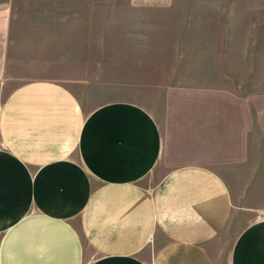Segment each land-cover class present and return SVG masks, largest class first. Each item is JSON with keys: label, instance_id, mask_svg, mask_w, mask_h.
<instances>
[{"label": "crops", "instance_id": "obj_1", "mask_svg": "<svg viewBox=\"0 0 264 264\" xmlns=\"http://www.w3.org/2000/svg\"><path fill=\"white\" fill-rule=\"evenodd\" d=\"M15 1L0 0L5 46ZM66 80L34 75L0 96V264H264L248 177L264 154L245 123L168 142L161 102L88 109ZM189 143L207 161H182Z\"/></svg>", "mask_w": 264, "mask_h": 264}, {"label": "rangeland", "instance_id": "obj_2", "mask_svg": "<svg viewBox=\"0 0 264 264\" xmlns=\"http://www.w3.org/2000/svg\"><path fill=\"white\" fill-rule=\"evenodd\" d=\"M4 36L0 29V96L51 75L88 109L161 102L168 142L180 132L189 142L192 127L206 139L245 123L264 154V0H16L6 46ZM204 153L189 143L182 161H207ZM248 177L261 187L252 201L264 202V168Z\"/></svg>", "mask_w": 264, "mask_h": 264}]
</instances>
